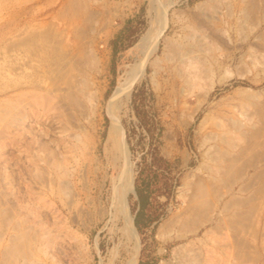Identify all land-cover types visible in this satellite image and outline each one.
<instances>
[{
  "label": "rangeland",
  "instance_id": "obj_1",
  "mask_svg": "<svg viewBox=\"0 0 264 264\" xmlns=\"http://www.w3.org/2000/svg\"><path fill=\"white\" fill-rule=\"evenodd\" d=\"M0 104V264H128L122 175L136 264H264V0H0Z\"/></svg>",
  "mask_w": 264,
  "mask_h": 264
},
{
  "label": "bare ground",
  "instance_id": "obj_2",
  "mask_svg": "<svg viewBox=\"0 0 264 264\" xmlns=\"http://www.w3.org/2000/svg\"><path fill=\"white\" fill-rule=\"evenodd\" d=\"M156 17L152 18V22H150V25H149L147 31L139 39V42L137 44V52L140 54V58L136 59V61H134L133 65L126 70V72L124 73V77L117 84L115 90L112 93L111 99L108 103L107 111L109 112L111 119H112L111 125L108 128V134H107L108 141L114 142L116 140L117 136L119 135L116 113L124 106L125 103L128 102L131 87L133 86V84L137 83L144 76V66L146 63L145 62L146 59L156 51V48H157L156 40H157L158 36L160 35V33L162 32V29H163L164 23H165V20L163 18L164 17L163 14L159 13V16L157 18ZM197 77H195V79H198ZM17 94H19V93H17ZM32 94H36V93L34 92ZM43 96H44V94H43ZM38 98H39V96L35 99L38 100ZM29 99H31V101H32V98H29ZM46 100L47 99H45L44 101H46ZM11 102L12 101L8 102V104ZM5 103H7V102H5ZM18 103H20V102H18ZM45 104H46V102H45ZM9 105L12 106V104H9ZM50 107H52V106H50ZM15 108H17V107L15 106ZM11 110L12 109H10V108H3V109L1 108L0 114L1 115L3 114V116L6 115V118L9 117L7 115H10L13 118V116H15V115L12 112L13 110L12 111ZM53 110H55V109H53ZM3 116H2V118H3ZM4 118H5V116H4ZM58 119H59V116H58ZM2 120H0V121H2ZM9 120H10V118H9ZM3 121H5V120H3ZM9 123H7V124H9ZM61 168H63V167H61ZM58 184H59V181H58ZM111 188L112 189H111V193H110V201H111V206L114 208V212L112 215L116 216V217L120 216V219L122 221V229H123L124 236H125V238L124 237L123 238L126 239V242H127L126 244H129V246H130L128 248V255H129L128 264H136V261L138 259V255H139L140 245H139V241H138L137 230L134 226L133 216L127 211V207H126V195L131 191L133 192L131 175H128V176L125 175L124 177H123V175L120 176L119 179L115 180V182ZM189 251H190L189 249H186V245H181V246L173 249V252L179 256V258L175 264H223L220 262H216L215 261L216 259L212 262H209L208 260L198 259L196 257V255H194L193 253L190 254ZM74 254H75V252H74ZM76 255H77V253H76ZM61 257L63 258V256H61ZM161 264H171V263L169 262V263H161ZM224 264H228V262L227 263L225 262Z\"/></svg>",
  "mask_w": 264,
  "mask_h": 264
}]
</instances>
